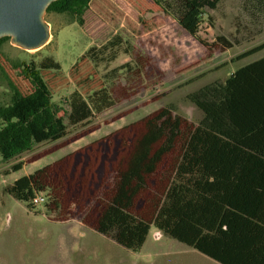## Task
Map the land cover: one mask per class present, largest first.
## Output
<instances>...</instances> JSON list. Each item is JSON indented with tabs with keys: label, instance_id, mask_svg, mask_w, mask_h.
<instances>
[{
	"label": "rangeland",
	"instance_id": "rangeland-1",
	"mask_svg": "<svg viewBox=\"0 0 264 264\" xmlns=\"http://www.w3.org/2000/svg\"><path fill=\"white\" fill-rule=\"evenodd\" d=\"M45 20L51 36L37 52H26L9 41L2 44L0 105L9 102L11 86L23 94L30 91L23 68L45 56L60 65L59 72L41 71L54 102H62L74 90L85 94L98 88L105 72L131 57L120 52L107 66L79 59L88 48L115 35L122 37V47L131 46L141 57L144 67L131 84L123 79L115 84V107L70 128L57 141L37 145L7 162L0 157V264H218L152 224L137 251L121 247L96 228L106 213L105 198L113 195L132 200L134 211L149 218L148 201L168 186L161 173L171 161L170 155H163L150 165L161 143L151 134L150 121L162 116L168 104L186 123L198 121L201 114L185 95L224 81L264 56L263 49L235 60L264 42V10H256L253 0H221L215 10H205L201 44L152 0H92L82 25L63 14L48 13ZM220 36L232 47L222 49L216 42ZM192 79L196 80L187 84ZM16 163L21 168L11 169ZM137 173L143 190L141 183L132 181ZM24 176L43 187L36 194L43 201L32 207L4 192ZM68 180L73 187L87 185L86 192L71 197Z\"/></svg>",
	"mask_w": 264,
	"mask_h": 264
},
{
	"label": "trees",
	"instance_id": "trees-1",
	"mask_svg": "<svg viewBox=\"0 0 264 264\" xmlns=\"http://www.w3.org/2000/svg\"><path fill=\"white\" fill-rule=\"evenodd\" d=\"M91 1L57 0L49 5L46 14H63L82 25ZM152 1L200 44L205 10H215L221 2ZM253 2L256 10H264V0ZM6 41L8 37L0 39V51ZM216 42L222 49L232 47L221 36ZM122 46V37L115 35L98 47L88 48L79 60H89L95 66H107L120 52L131 60L105 72L98 88L85 94L74 90L60 103L52 100L41 75V71L59 72L58 62L45 56L37 64L32 62L24 67L30 91L23 94L11 86L9 102L0 105L2 161L13 160L37 145L57 141L70 128L87 124L115 107V84L120 79L131 84L144 67L131 46ZM263 49L264 42L235 60ZM185 100L201 114L196 123H186L172 104L166 105L162 116L149 123L151 134L161 142L150 165L158 163L163 155L171 157L161 173L168 186L162 194L149 199V218L134 211L132 200L113 195L105 198L106 213L96 230L121 247L137 251L152 224L165 236L218 264H264V56L240 67L224 81H214L187 93ZM21 165L16 163L11 169H20ZM131 178L141 183L138 173ZM42 188L32 177L24 176L7 185L4 192L32 207L31 200Z\"/></svg>",
	"mask_w": 264,
	"mask_h": 264
},
{
	"label": "water",
	"instance_id": "water-1",
	"mask_svg": "<svg viewBox=\"0 0 264 264\" xmlns=\"http://www.w3.org/2000/svg\"><path fill=\"white\" fill-rule=\"evenodd\" d=\"M55 1L0 0V39L8 37L12 46L26 52L42 49L51 36L45 14Z\"/></svg>",
	"mask_w": 264,
	"mask_h": 264
},
{
	"label": "flooded vegetation",
	"instance_id": "flooded-vegetation-1",
	"mask_svg": "<svg viewBox=\"0 0 264 264\" xmlns=\"http://www.w3.org/2000/svg\"><path fill=\"white\" fill-rule=\"evenodd\" d=\"M86 189H87V185L79 183L73 187L72 183H70V181L68 180L67 193H71V197L76 198L77 196L82 194V192L85 193ZM72 195H74V196H72Z\"/></svg>",
	"mask_w": 264,
	"mask_h": 264
},
{
	"label": "built area",
	"instance_id": "built-area-1",
	"mask_svg": "<svg viewBox=\"0 0 264 264\" xmlns=\"http://www.w3.org/2000/svg\"><path fill=\"white\" fill-rule=\"evenodd\" d=\"M43 201V198L39 197V196H35L32 200H31V205L34 206V205H37L39 204L40 202Z\"/></svg>",
	"mask_w": 264,
	"mask_h": 264
},
{
	"label": "crops",
	"instance_id": "crops-1",
	"mask_svg": "<svg viewBox=\"0 0 264 264\" xmlns=\"http://www.w3.org/2000/svg\"><path fill=\"white\" fill-rule=\"evenodd\" d=\"M189 122V121H188ZM197 122V121H196ZM196 122H194V123H196ZM215 262V261H214ZM217 263V262H216Z\"/></svg>",
	"mask_w": 264,
	"mask_h": 264
}]
</instances>
